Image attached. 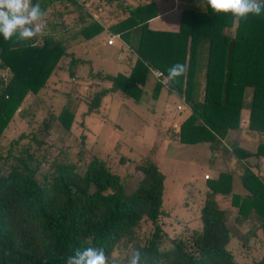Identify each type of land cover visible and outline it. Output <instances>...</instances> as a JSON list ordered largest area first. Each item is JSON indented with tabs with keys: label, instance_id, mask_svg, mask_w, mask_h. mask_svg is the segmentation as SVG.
Wrapping results in <instances>:
<instances>
[{
	"label": "trees",
	"instance_id": "1",
	"mask_svg": "<svg viewBox=\"0 0 264 264\" xmlns=\"http://www.w3.org/2000/svg\"><path fill=\"white\" fill-rule=\"evenodd\" d=\"M39 3L47 13L44 22L51 35L40 36L39 45L35 38L20 42L16 37L5 41L0 36V67L10 71L0 99V264H67L69 256L88 246L103 248L108 260L114 252L122 254L118 264H127L134 249L147 255L146 264H240L226 249L231 233L219 204L228 200L236 210L234 222L250 225L254 221L264 237V186L248 169L239 177L242 196L232 193V176L227 172L205 179L206 191L198 210L200 226L172 238L159 223L164 176L149 155L134 165L140 178L125 195L129 176L112 172L99 158L92 157L80 170L73 163L50 157L43 141L31 131L5 144L1 138L13 116L22 113L26 98L45 88L64 56L69 77L77 65L90 64L67 52V43L90 40L103 31L125 44L135 60L127 74L89 71V78L106 81L108 86L93 92L87 101L88 112L95 111L107 94H119L138 105L149 71H158L163 83L153 81L152 98L165 88L182 97L191 109L179 124L178 143H209L212 150L217 149L226 131L238 128L242 105L234 100L245 88L251 90L248 130L264 134V8L258 16L236 21L231 36L223 30L231 28L233 18L217 15L206 5L202 13L183 11L177 32H163L147 28L148 20L157 15L153 3ZM104 20L108 22L105 26ZM176 63L187 65V72L169 82L168 69ZM200 65L204 90L202 100L197 101L194 75ZM75 106L67 103L54 116L62 129L70 128ZM249 156H264V146L238 155ZM41 168L46 169L42 174ZM143 225L148 230L140 236ZM251 264H264V253Z\"/></svg>",
	"mask_w": 264,
	"mask_h": 264
},
{
	"label": "rangeland",
	"instance_id": "2",
	"mask_svg": "<svg viewBox=\"0 0 264 264\" xmlns=\"http://www.w3.org/2000/svg\"><path fill=\"white\" fill-rule=\"evenodd\" d=\"M102 24L107 25V21ZM57 28L52 31L55 32ZM39 37H35L38 45ZM108 39L110 36L103 31L90 40L68 42L66 51L90 64L77 65L74 76L69 77L68 58L64 56L58 63L59 69L56 68L48 78L45 88L38 95L26 98L22 113L17 112L13 116L3 132L1 143L5 144L20 133L31 131L43 141L50 157L73 163L80 170L85 168L92 157L99 158L105 161L112 172L129 176L125 195L135 189L140 178L134 165L141 157L149 155L164 176L163 214L159 217L161 228L172 238L186 234L193 227L200 226L198 210L206 191L204 176L211 178L214 174L210 170L220 164L207 160L204 144L199 145L200 150L198 146L179 144L171 132L169 137L166 136L169 129L178 130L180 120L185 118L187 112L176 111L179 104L177 99L164 89L153 99L151 82H147L138 105L124 100L119 94H107L102 97L95 111H87V101L93 92L101 86H108L106 81L89 78V71L92 74L97 71L114 74L122 72L123 61L127 62V53L120 52L116 45L106 46ZM73 45L75 48H71ZM67 103L76 106L71 126L64 130L54 116ZM158 136L168 141L173 150H165ZM45 171V168H41L39 172L42 174ZM219 206L223 208L222 203ZM225 217L232 236L226 249L240 264H251L258 260L264 253V239L258 235V230L255 232V236H259L257 240L246 237V233L256 229L255 225L237 226L230 213L225 214ZM147 228V225L141 227L140 236L146 233ZM119 254L114 252L109 262L120 263L122 254Z\"/></svg>",
	"mask_w": 264,
	"mask_h": 264
},
{
	"label": "crops",
	"instance_id": "3",
	"mask_svg": "<svg viewBox=\"0 0 264 264\" xmlns=\"http://www.w3.org/2000/svg\"><path fill=\"white\" fill-rule=\"evenodd\" d=\"M126 2L129 3L130 5H136L138 3H142V4L153 3V5L155 6L157 15L154 18L148 20L147 22V28L153 31L177 32L179 28V24H180L181 13L183 11H195L199 13H202L205 11V4L203 0H126ZM113 21L111 20V22ZM235 22L236 21H233L231 28L224 29L223 32H229V34L233 36L234 31H235ZM113 43L111 45H106V46L113 47L114 45H116L120 52L127 53V55L125 56V59L127 60V62L123 61L124 70L122 72H119V73L127 74V71L131 69L134 63L135 56L130 53V51L127 49V46H125V44H123L120 40L113 39ZM71 48H75L74 45ZM204 50H205L204 47H202L201 54H203ZM149 74H150L149 79L152 80V81L148 80L149 83L151 82L150 85L153 84L154 80L159 83H163L162 78L160 81L153 76L154 75L153 71H149ZM194 81L197 84L196 86L197 101H201L203 97V90H204V69L202 65H200V68L197 67L195 69ZM146 87H147V83L145 84L143 90L146 89ZM162 89L165 90V88H162ZM169 95L174 96L177 99V102L179 103L176 106V111L179 112L181 110H185L187 112L185 118L189 116L191 113V109L184 102L183 98L175 94H169ZM250 96H251V90L249 88H245L244 92L241 93L240 98L237 97L236 100H234L235 102L239 101L242 105V108L239 114L238 128L228 129L225 133L224 138L219 140L217 149L212 150L209 143H199V144L192 145V146H198V147L200 144L205 145L204 152L206 154L205 157L207 156L206 157L207 160L209 162H219L220 164V166H216L213 168V170H210V172L214 174L211 178H215L219 172L229 173L232 176V193L239 194L240 196L243 195V192L241 190V187L239 186L240 185L239 177L245 168L251 171L261 181V183L264 186V156H257V157L249 156L246 158L238 157V155L240 156V154L243 152L253 153L256 150L257 146H264V134L255 133V132L248 130V109L247 107L249 104ZM177 107H179V109H177ZM183 120H180V123ZM168 132L166 136L169 137L170 132H171L174 140L178 142L177 141L178 130L173 128V129H169ZM160 137L161 136H158V138ZM160 140H161L160 142L163 141L162 142L163 148L165 150L167 151L173 150V148L171 147V144L168 143V141L163 140L162 137L160 138ZM181 145H185V144H181ZM199 149L202 150L200 147ZM197 153L198 152H196L195 154ZM211 178L208 177V179H211ZM220 203H222V207H223L222 209L225 210V214L230 213L234 219L235 211H236L235 208H233L229 204L228 200L221 201ZM252 224H256V223L252 221ZM252 224L251 226L253 227L254 225ZM235 225L238 226V224L236 223ZM241 225H244L246 227L249 226V224L247 223H243ZM198 227L199 226L193 227V228L196 229ZM255 227L256 229L252 232L253 234H251V232H248V233L245 232L246 236L248 235L247 238L249 239L253 238L257 240L259 236H255V232L256 230H258L259 231L258 235H260L264 239V237L261 234V230L257 228L258 227L257 224L255 225Z\"/></svg>",
	"mask_w": 264,
	"mask_h": 264
},
{
	"label": "clouds",
	"instance_id": "4",
	"mask_svg": "<svg viewBox=\"0 0 264 264\" xmlns=\"http://www.w3.org/2000/svg\"><path fill=\"white\" fill-rule=\"evenodd\" d=\"M217 15H230L234 21L246 20L249 15H260L264 3L261 0H203ZM46 12L41 10L39 0H0V36L5 41L16 37L20 42L32 41L37 36L51 35L44 22ZM187 72V65L176 63L168 69L166 79L175 82ZM148 257L134 249L127 264H146ZM67 264H109L103 248L84 247L67 258Z\"/></svg>",
	"mask_w": 264,
	"mask_h": 264
},
{
	"label": "built area",
	"instance_id": "5",
	"mask_svg": "<svg viewBox=\"0 0 264 264\" xmlns=\"http://www.w3.org/2000/svg\"><path fill=\"white\" fill-rule=\"evenodd\" d=\"M114 38L115 37H113V36L110 37V39H108L106 41V44L111 45L113 43ZM153 74H154L153 76L156 79L161 81L162 76H161L160 72L153 71ZM9 77H10V71L7 68L2 69V67H0V99L3 98V88H4L5 84L8 82ZM4 98H6V96H4ZM177 109H179V107H177ZM204 179H208V177L205 175Z\"/></svg>",
	"mask_w": 264,
	"mask_h": 264
}]
</instances>
